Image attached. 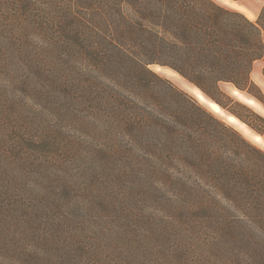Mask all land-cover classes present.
<instances>
[{
    "label": "trees",
    "instance_id": "16d2710c",
    "mask_svg": "<svg viewBox=\"0 0 264 264\" xmlns=\"http://www.w3.org/2000/svg\"><path fill=\"white\" fill-rule=\"evenodd\" d=\"M263 34L264 8L252 22L213 0H0V73L7 77L12 61L26 56L32 77L49 79L48 57L54 102L74 123L73 157L93 168L98 159L110 183L126 181L115 195L93 190L92 181L106 180L95 168L90 183L62 191L44 228L28 219L46 209L32 204L31 192L27 206L0 191V264H264V152L150 69H171L264 135V117L221 89L231 84L264 105L252 79L264 61ZM58 136L52 131L43 143L16 135L15 150L32 159L52 147L30 163L11 157L39 191L49 189L41 182ZM69 194L82 204L64 203ZM87 194L108 210L91 215ZM23 205L21 226L30 221L39 235L4 228Z\"/></svg>",
    "mask_w": 264,
    "mask_h": 264
},
{
    "label": "rangeland",
    "instance_id": "374dc122",
    "mask_svg": "<svg viewBox=\"0 0 264 264\" xmlns=\"http://www.w3.org/2000/svg\"><path fill=\"white\" fill-rule=\"evenodd\" d=\"M31 55L33 56V53H31ZM48 59L49 58L47 57V59L43 60L47 61L44 68L50 77L49 79L46 73H44V79L42 77L33 78L31 72H29L27 69V66H29L30 63L27 60L26 56L22 57L20 61H12L14 65L11 67L10 71H8L7 77L4 74L0 73V146L3 147V151L0 152V178H2L0 180H3L0 182V191L7 195L6 198L14 196L17 199H20L21 197L22 202H24L27 206H29L30 203L29 192H31V198L33 200L32 204L36 205L38 204V201H40V204L46 209L37 212V214L34 212L35 209H33L28 219L37 220L40 218L39 222L41 223L42 228H44L42 225L43 221L53 219L54 216L59 213V205L57 204L58 198L63 200V195L66 194L62 193V191L69 189L67 186H69L70 188L73 186L83 187V184H86L87 182L90 183V178L91 175L94 174L92 172L95 171V168H98V175L106 177V180H104L103 178H98L97 181H92L91 185H93V190H102V192L106 190L105 192H107L108 194H117V192L125 189L126 186V181L121 179L115 184L110 183V179L106 175H104L101 170H99L98 159L92 160V162H95V167L93 168L90 161L88 162L84 161L83 158H80V160L76 159V157H73L74 153L72 152L73 148H71V142L73 141L74 136L71 135L73 128L71 124L74 123H72L71 118L66 119V117L64 116L63 109L58 97H56V100L54 102L55 93L53 92L54 89L51 87L53 86L51 83V79H53L54 73L52 68L50 71V64L48 63ZM39 61L41 60L38 59L37 63ZM150 69L154 73L172 81L176 86L196 99L206 110L214 114L226 124L234 127V129H236L248 142L255 145L264 152V135L258 134L246 123L221 109L217 104L211 101L210 98L206 97L198 88L193 86L180 75L169 70V68H165L159 65H153L150 66ZM40 81L47 82V84H41ZM234 87L231 84L221 85V89L225 93L241 102L242 104L248 106L260 116L264 117L263 114L259 113L256 103H254L253 101H249L246 95L236 91ZM212 106H216L219 109V112L215 111ZM52 107L58 110L54 111L51 109ZM239 110L245 115L248 114L245 110ZM52 131L59 134L58 142L60 144V148L56 150L57 153L55 155L54 162H52V164L46 163V165H48V167L50 168L48 172L49 175H47L45 178L47 184H45L44 182H41L42 184L40 183L41 185L48 186L49 189L39 191L38 188L36 189L34 187V174L30 173L29 168L24 165L18 166L16 163L14 165L12 163L13 161L11 160V157H16V154L20 153L23 155L24 161L28 163H30V161H33V159L36 160L39 158H43L46 152L51 150L52 147L44 144L41 150L40 147L37 148L36 151H38V153H36L32 159V153L29 152L28 149L23 148V151L21 152L15 150V148L19 147V145L17 144L19 142H15L16 135H26V137H29V135L39 137L40 135L45 137L46 134L48 136V134L52 133ZM46 138L47 137L43 139V143ZM7 151H9V153H5ZM5 160H7L8 165L10 166L5 167V165H3L5 164ZM49 161L50 160H47V162ZM61 164H64V167H61ZM11 175H15L17 178L12 180ZM4 178L6 179L4 180ZM60 178H62V182L59 183ZM101 179L103 180L101 181ZM53 180L57 181L53 182ZM4 194L2 195V198H4ZM71 195L72 194L66 196V198L64 199V203L74 204L78 202L79 204H82V199L80 197L73 200L71 199ZM87 197L89 201L92 202L93 206L91 215H99L100 213H104L108 210L105 201H101L100 199H92L89 194H87ZM73 204H71V206L75 207ZM124 207H127L128 209L126 203ZM28 210L29 209L23 205L22 210H19V212L17 213V220H10L7 223L8 225L4 228L12 232L13 227L18 233H20V231H27L29 232V235L32 234V231L38 233V235L42 233L40 226L39 228L38 226H32V222L30 221L29 225L21 226L24 221L23 218H25V216H27V213L29 212ZM17 221L19 223L15 224ZM5 237L6 234H3L2 238Z\"/></svg>",
    "mask_w": 264,
    "mask_h": 264
},
{
    "label": "crops",
    "instance_id": "0c3cea01",
    "mask_svg": "<svg viewBox=\"0 0 264 264\" xmlns=\"http://www.w3.org/2000/svg\"><path fill=\"white\" fill-rule=\"evenodd\" d=\"M214 1L218 3L219 5H222L224 7H227V8H230V9H233L235 11L242 13L252 22H256L259 19L260 14L264 8V0H214ZM263 40H264V34H263ZM263 70H264V61L263 60L257 61L253 68L252 79L262 89L264 93ZM234 89L240 92L241 94L246 95L249 101H253L254 103H256L259 113L264 115V106L259 101L251 97L246 92H241L237 90L235 87Z\"/></svg>",
    "mask_w": 264,
    "mask_h": 264
},
{
    "label": "bare ground",
    "instance_id": "6f19581e",
    "mask_svg": "<svg viewBox=\"0 0 264 264\" xmlns=\"http://www.w3.org/2000/svg\"><path fill=\"white\" fill-rule=\"evenodd\" d=\"M171 70V69H170ZM173 72V71H172ZM215 111L219 112V109L216 106H212Z\"/></svg>",
    "mask_w": 264,
    "mask_h": 264
}]
</instances>
